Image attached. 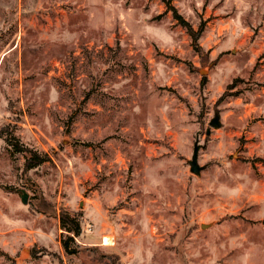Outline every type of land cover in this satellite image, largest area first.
I'll return each instance as SVG.
<instances>
[{"label": "rangeland", "instance_id": "rangeland-1", "mask_svg": "<svg viewBox=\"0 0 264 264\" xmlns=\"http://www.w3.org/2000/svg\"><path fill=\"white\" fill-rule=\"evenodd\" d=\"M170 4L0 0V264H264V0Z\"/></svg>", "mask_w": 264, "mask_h": 264}, {"label": "trees", "instance_id": "trees-1", "mask_svg": "<svg viewBox=\"0 0 264 264\" xmlns=\"http://www.w3.org/2000/svg\"><path fill=\"white\" fill-rule=\"evenodd\" d=\"M166 8L171 12L172 17L176 22L185 30L188 37L192 41L196 51H200L197 47V42L200 39L204 24H200L197 29H193L191 25L186 22L179 14H177L175 8L171 6L170 0H164ZM6 131L7 130H3ZM6 132L0 133V138L6 142L10 147L11 151L21 154L24 156L23 168L25 171H30L38 168L47 160L45 155H41L33 149L21 144L12 134H5ZM11 135V136H10ZM81 214H71L65 210H60L58 214V222L61 230L60 233V244L61 248L67 257L75 256L80 252L79 244L77 239L81 235Z\"/></svg>", "mask_w": 264, "mask_h": 264}, {"label": "water", "instance_id": "water-1", "mask_svg": "<svg viewBox=\"0 0 264 264\" xmlns=\"http://www.w3.org/2000/svg\"><path fill=\"white\" fill-rule=\"evenodd\" d=\"M209 125L213 127L214 129H217L220 127V122L218 119V116H214V118L210 121ZM209 133V131H207ZM201 145L199 144V137L198 134L196 135V140L194 142L193 150L191 157L186 160V163L188 165L190 173L200 176L201 171L205 168V166H200L198 163V151L200 149ZM20 200L22 204H27L28 196L26 193L22 192L20 195ZM207 225H201V228L205 229Z\"/></svg>", "mask_w": 264, "mask_h": 264}]
</instances>
